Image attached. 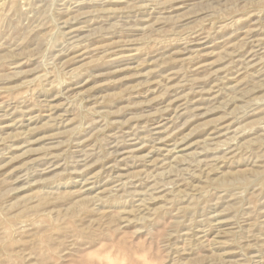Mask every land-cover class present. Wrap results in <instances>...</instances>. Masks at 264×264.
I'll list each match as a JSON object with an SVG mask.
<instances>
[{"label": "rangeland", "instance_id": "374dc122", "mask_svg": "<svg viewBox=\"0 0 264 264\" xmlns=\"http://www.w3.org/2000/svg\"><path fill=\"white\" fill-rule=\"evenodd\" d=\"M0 264H264V0H0Z\"/></svg>", "mask_w": 264, "mask_h": 264}, {"label": "bare ground", "instance_id": "6f19581e", "mask_svg": "<svg viewBox=\"0 0 264 264\" xmlns=\"http://www.w3.org/2000/svg\"><path fill=\"white\" fill-rule=\"evenodd\" d=\"M74 24V23H73ZM67 26V25H66ZM73 28V27H72ZM70 29V28H69ZM73 39V38H72ZM78 41V40H77ZM74 48V47H73ZM156 139V138H155ZM174 145V144H173Z\"/></svg>", "mask_w": 264, "mask_h": 264}]
</instances>
